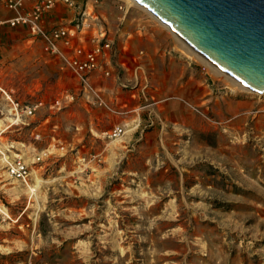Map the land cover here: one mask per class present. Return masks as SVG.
Instances as JSON below:
<instances>
[{
	"label": "rangeland",
	"instance_id": "obj_1",
	"mask_svg": "<svg viewBox=\"0 0 264 264\" xmlns=\"http://www.w3.org/2000/svg\"><path fill=\"white\" fill-rule=\"evenodd\" d=\"M96 3L125 40L114 53H131L133 41L134 53H171L201 78V93L161 99L182 111H154L126 148L91 135L85 106L74 103L71 129L61 131L72 142L65 155L25 183L0 161V264H264V94L239 88L139 5ZM15 36L0 49L3 86L23 103L61 98L67 85L40 44ZM8 109L0 101L2 128ZM43 110L31 121L52 115ZM32 128L11 126L1 144L31 141Z\"/></svg>",
	"mask_w": 264,
	"mask_h": 264
},
{
	"label": "crops",
	"instance_id": "obj_2",
	"mask_svg": "<svg viewBox=\"0 0 264 264\" xmlns=\"http://www.w3.org/2000/svg\"><path fill=\"white\" fill-rule=\"evenodd\" d=\"M77 2L80 7L84 4L89 5L87 0H77ZM9 16L10 14L6 13L0 6V20ZM73 16L74 13L72 11L58 5L45 16L43 22L47 27L68 24ZM94 16L97 19L94 30L103 28L113 45L114 43L125 41L121 33L116 35V30L113 32L108 25L103 23L95 11ZM1 28L0 49L10 43V40H14L15 35L22 34L24 31L21 27L11 29L8 26H3ZM27 39L29 42H34L29 38ZM122 43L125 46V42ZM137 43V41L132 42L131 53H113L109 65L111 74L108 78H102L98 73L91 77V82L101 92H104L103 94L108 104L121 112L120 117L102 111L103 109L95 108V110H92L93 107L91 106L93 103L91 99L83 94H77L72 102H63V109L66 108V110L60 114L45 115V113V116L40 120L31 121L32 117L29 118L30 120L21 121L22 123L20 124L33 127L29 130L31 141H21L25 145L27 157L33 156L42 150H48L49 157L44 161L46 162L48 159L52 160L66 154L68 146L72 142L63 140L61 131L67 128L71 129L68 123L70 122L69 116L73 117L74 115L72 109L74 103L80 102L85 106L84 112L88 120V131L91 135L98 136L101 140L109 141L103 137L105 131L117 125L123 126L125 133L120 141L122 146L126 148L141 138L144 135L143 132L154 124L155 120L152 118L154 111H161V108L167 111L171 110L174 114L182 111L183 107L180 106V102L178 104L172 101L161 105V99L171 96L181 99L191 98L195 101L201 93V78L195 74L193 68L177 57H173L171 53H134ZM45 57L51 61L55 72L66 83L67 88L64 89V92L72 89V92L76 93V80L67 71L60 69L56 62L49 59L46 55ZM64 92L62 96L65 94ZM79 96L81 97L79 98ZM209 99V97H205V101ZM42 110L43 108L38 109L34 116L39 115ZM64 122L67 123L65 124L66 126H64ZM79 128L78 125L75 126V129ZM34 133L40 134L41 138L39 141L33 140L32 135ZM42 167L41 163L36 169Z\"/></svg>",
	"mask_w": 264,
	"mask_h": 264
},
{
	"label": "built area",
	"instance_id": "obj_3",
	"mask_svg": "<svg viewBox=\"0 0 264 264\" xmlns=\"http://www.w3.org/2000/svg\"><path fill=\"white\" fill-rule=\"evenodd\" d=\"M96 4V0H93L90 6L92 9L89 10L86 4L80 7L76 0H0V6L10 14L8 18L0 20V28L3 26L11 29L23 28L28 38L37 41L43 53L77 82L76 93L66 92L61 98H56L48 104L42 101L29 104L17 101L0 81V101L8 105L12 119L6 127H0V161L4 164L9 179L25 183L31 178L36 167L49 157L48 150L27 157L22 142L11 143L6 147L1 144V139L8 137L5 136L8 128L34 117L38 109H46L55 115L63 110L64 101L72 102L77 94H83L91 98L93 105L114 114H121L108 104L101 90L91 82V77L97 73L102 78L110 76L109 65L114 53L113 43L107 37L106 31L103 28L94 30L97 19L93 6ZM58 5L72 11L73 18L68 24L45 26L43 19ZM118 8L122 6L119 5ZM124 133V127L117 125L105 131L103 137L116 141ZM32 136L34 141L41 138L38 133Z\"/></svg>",
	"mask_w": 264,
	"mask_h": 264
},
{
	"label": "water",
	"instance_id": "obj_4",
	"mask_svg": "<svg viewBox=\"0 0 264 264\" xmlns=\"http://www.w3.org/2000/svg\"><path fill=\"white\" fill-rule=\"evenodd\" d=\"M197 53L264 93V0H134Z\"/></svg>",
	"mask_w": 264,
	"mask_h": 264
},
{
	"label": "bare ground",
	"instance_id": "obj_5",
	"mask_svg": "<svg viewBox=\"0 0 264 264\" xmlns=\"http://www.w3.org/2000/svg\"><path fill=\"white\" fill-rule=\"evenodd\" d=\"M132 3H135L137 5H139L138 3H136L134 0H129ZM140 6V5H139ZM142 7V6H140ZM143 8V7H142ZM145 9V8H143ZM146 11H148L147 9H145ZM149 12V11H148ZM150 13V12H149ZM151 14V13H150ZM152 16L154 18H156L158 20V22L160 24H162L163 26H165L175 37H177L178 40H180L183 44V46L185 48H189L192 50V52L200 59L204 60L206 63H208L214 70H216L217 72H219L220 74L225 75V77H227L229 80H231L235 85L239 86V88H244L246 90L249 91H253L252 89L248 88L247 86H245L244 84H242L240 81H238L237 79H235L234 77L230 76L229 74L225 73L223 70H221L219 67H217L215 64H213L211 61H209L208 59H206L204 56H202L201 54L197 53L195 50H193L189 45H187L182 39H180L175 33H173V31H171V29L166 26L164 23H162L157 17H155L153 14ZM255 92V91H254ZM264 94V93H262Z\"/></svg>",
	"mask_w": 264,
	"mask_h": 264
}]
</instances>
